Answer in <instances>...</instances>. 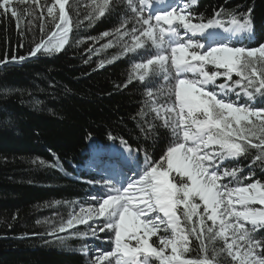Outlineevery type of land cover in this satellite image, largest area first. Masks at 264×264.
Returning a JSON list of instances; mask_svg holds the SVG:
<instances>
[{
  "label": "snow or ice",
  "instance_id": "snow-or-ice-1",
  "mask_svg": "<svg viewBox=\"0 0 264 264\" xmlns=\"http://www.w3.org/2000/svg\"><path fill=\"white\" fill-rule=\"evenodd\" d=\"M197 3L157 8L154 0H91L87 6L89 23L117 20L88 38L93 44L107 38L102 49H120L98 67L132 56L127 81L117 87L141 84V131L156 140L167 130L155 159L148 147L133 148L111 131L110 144L87 134L91 203L45 223L60 240L65 233L82 239L106 233L111 249L96 248L90 264H264V238L257 235L264 232V179L256 178L257 168L264 172V105L256 103L264 100V43L244 45L255 39L251 8L221 6L206 18L195 14ZM81 7L70 0H0V18H13L21 36L23 21L41 33L25 55L6 51L0 67L62 52L82 23ZM242 158L249 160L246 173Z\"/></svg>",
  "mask_w": 264,
  "mask_h": 264
},
{
  "label": "trees",
  "instance_id": "trees-1",
  "mask_svg": "<svg viewBox=\"0 0 264 264\" xmlns=\"http://www.w3.org/2000/svg\"><path fill=\"white\" fill-rule=\"evenodd\" d=\"M90 2L70 0L77 7L84 5L80 8L82 23L74 26L62 52L0 67V264H90L91 239L65 233L59 234L60 240L49 236L50 229L45 228L47 219L66 218L74 207L91 203L89 196L96 192L87 182L94 171L86 168L88 133L98 144H110L107 133L111 131L128 139L133 148L148 147L154 159L160 154V137L167 130L161 128L156 140L141 131L145 125L138 113L145 99L144 87L136 82L117 87L127 81L134 58L125 56L98 67L120 49H102L107 38L95 44L88 38L112 29L117 20L106 16L89 23L83 17ZM237 5L240 10L252 9L255 39L244 40V45L264 43V0H198L193 10L210 18L221 6L236 9ZM24 7L19 5L21 11ZM21 29L23 36L13 18H0V58L6 51L25 55L41 36L38 27L28 30L26 21ZM196 39L205 42L203 37ZM89 47L94 50L88 52ZM157 83L163 82L157 78ZM256 103L262 106L264 100L258 97ZM147 119H152L151 113ZM5 120L10 121L7 126ZM153 123L159 125V121ZM239 163L246 173L249 160L242 158ZM256 178L264 179L258 168ZM57 200L62 203L55 205ZM257 235L264 238V232ZM98 246L111 249L106 241Z\"/></svg>",
  "mask_w": 264,
  "mask_h": 264
},
{
  "label": "rangeland",
  "instance_id": "rangeland-1",
  "mask_svg": "<svg viewBox=\"0 0 264 264\" xmlns=\"http://www.w3.org/2000/svg\"><path fill=\"white\" fill-rule=\"evenodd\" d=\"M164 1H165V0H164ZM164 3H165V2H164ZM167 3H169V4H174V3H177V0H170V1H168ZM167 5H168V4H167ZM222 35H227V34H222ZM234 40L237 41L236 37H234ZM245 40H247V39H245ZM230 42L235 43V42L233 41V39H232ZM86 168L89 169V170H93L92 168L89 167V162H88ZM56 220H57L56 217H51V218L47 219L46 221H56ZM50 227H51V225H50L49 223H47L46 226H45L46 229H50ZM99 236H100V239H91V240L88 241V248L90 249V250H89L90 252H89V254H88L87 257H88L89 260H91V253H92L96 248H100V246H98V244H99V243H102L103 241H105V240L103 239V236H102L101 234H99ZM100 249H102V248H100ZM103 250H104V249H103Z\"/></svg>",
  "mask_w": 264,
  "mask_h": 264
},
{
  "label": "bare ground",
  "instance_id": "bare-ground-1",
  "mask_svg": "<svg viewBox=\"0 0 264 264\" xmlns=\"http://www.w3.org/2000/svg\"><path fill=\"white\" fill-rule=\"evenodd\" d=\"M166 5V4H165Z\"/></svg>",
  "mask_w": 264,
  "mask_h": 264
}]
</instances>
